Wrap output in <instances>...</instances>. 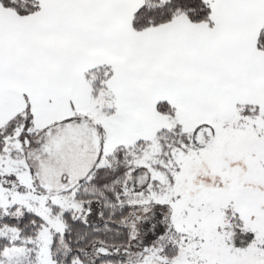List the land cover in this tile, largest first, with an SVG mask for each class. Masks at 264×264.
<instances>
[{
	"label": "snow or ice",
	"instance_id": "snow-or-ice-1",
	"mask_svg": "<svg viewBox=\"0 0 264 264\" xmlns=\"http://www.w3.org/2000/svg\"><path fill=\"white\" fill-rule=\"evenodd\" d=\"M0 264H264V0H0Z\"/></svg>",
	"mask_w": 264,
	"mask_h": 264
}]
</instances>
